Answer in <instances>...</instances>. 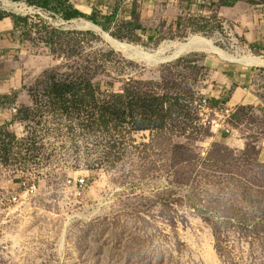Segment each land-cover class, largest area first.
<instances>
[{
  "label": "rangeland",
  "instance_id": "rangeland-1",
  "mask_svg": "<svg viewBox=\"0 0 264 264\" xmlns=\"http://www.w3.org/2000/svg\"><path fill=\"white\" fill-rule=\"evenodd\" d=\"M45 1L36 3L64 18L62 0ZM225 1L264 9V0ZM157 5L161 17L151 39L138 18L125 24L99 11L59 28L43 22L17 28L22 49L0 59V80L34 82L0 95L1 116L17 102L24 113L28 96L44 97L58 83L90 84L97 97L88 99L85 115L99 107L109 112L105 125L84 131L52 116L50 106L31 112L43 141L40 166L28 170L40 189L0 239V264H264V41L246 39L218 16L213 0ZM103 32L152 58L127 56ZM193 36L237 62L206 51L173 59L174 50L162 49ZM236 68L254 74L246 84L253 105H229L234 86L215 98ZM229 107L230 132L216 131V114ZM4 172L0 184L9 178ZM80 177L88 190L75 199L65 183Z\"/></svg>",
  "mask_w": 264,
  "mask_h": 264
},
{
  "label": "built area",
  "instance_id": "built-area-1",
  "mask_svg": "<svg viewBox=\"0 0 264 264\" xmlns=\"http://www.w3.org/2000/svg\"><path fill=\"white\" fill-rule=\"evenodd\" d=\"M0 14L20 16L21 18L27 19L28 22L39 24L43 22L53 28H59L67 22L52 5H39L36 3V0H0ZM51 86L52 84L48 85L47 93L44 97H37L35 95L28 96L27 101L29 105H27V102L23 103L24 107L22 108H27L31 113L36 112L38 105H41V108L43 106H50L47 95L51 92ZM79 93L83 94L85 92L79 90ZM202 104H207V100L204 99ZM78 108L82 110V104H79ZM22 112L21 106L17 102L9 108L7 114L0 115V120H2L0 121V169L5 171L4 173H7L9 176L6 182L0 184V239L11 230L13 220L24 213L29 201L40 189V180L33 176V174H30V170L28 169L30 168L32 171H35L40 166L37 163V161H40L37 156L40 155L39 151H41V147L40 149L38 148V143L43 141V135L33 127L34 118L32 116L28 120L23 119L24 116L20 117ZM220 112L221 116L216 114L219 118L213 121L216 131L229 133V124L225 125V121L227 119L229 120L233 115L232 107L221 109ZM51 114L52 116H61V118L66 117L69 120L66 114L60 112L58 114L51 112ZM38 116L40 115L38 114ZM75 116L77 117V115ZM69 121L74 122L75 120L72 119ZM22 125H26L24 128L25 131ZM81 127H83L84 131L87 126ZM30 133L37 136L36 143L34 144L27 143L24 140ZM14 137L16 139L11 142ZM32 148L35 151H29ZM65 185L69 187L71 195L75 199H82L88 190L86 179L83 177L69 178Z\"/></svg>",
  "mask_w": 264,
  "mask_h": 264
},
{
  "label": "crops",
  "instance_id": "crops-1",
  "mask_svg": "<svg viewBox=\"0 0 264 264\" xmlns=\"http://www.w3.org/2000/svg\"><path fill=\"white\" fill-rule=\"evenodd\" d=\"M213 2L216 4L215 9L218 16L235 25L246 39L255 42L264 41V9L262 7L253 6L242 1H236L230 6H223L220 0H213ZM67 5H70L74 10L80 12L82 17L87 19L97 11L101 15H111L113 13V15H116L115 20H118L117 22L125 24L134 23L135 19L138 18L139 24L144 27L148 26L149 30L145 32L148 39L157 34V18L158 16L161 17L158 14L157 0H69ZM138 31L141 30L136 29V32ZM18 34L19 31L15 27L12 16H2L0 18V59L7 61L11 58L14 49H22ZM232 73L229 83L224 84L216 91L215 98L219 99L226 91L224 89H230L234 86L235 91L232 93L229 105H253L256 103L257 99L251 92L252 86H246V84L252 83L254 74L240 72L237 68L233 69ZM33 82L32 80L23 81L21 78L0 80V95H9L14 90L30 87ZM27 105H29L28 101Z\"/></svg>",
  "mask_w": 264,
  "mask_h": 264
},
{
  "label": "trees",
  "instance_id": "trees-1",
  "mask_svg": "<svg viewBox=\"0 0 264 264\" xmlns=\"http://www.w3.org/2000/svg\"><path fill=\"white\" fill-rule=\"evenodd\" d=\"M63 6L61 8L62 11H64L66 14L64 15V20L68 21L71 19H76L79 17H82L81 13L74 10L70 5H67L69 0H62ZM49 0H46L45 3L47 4ZM236 1H230L226 2L225 0H222L221 4L223 6H230L234 4ZM59 12V11H58ZM4 16L3 14H0V18ZM14 20L15 27L18 28L20 24H27V19L20 18L17 16H12ZM59 76L57 74H53L51 78L56 79ZM78 80H84L82 78H77ZM78 84L74 83H64V84H54L52 85L51 92L47 95L49 97V102H50V108L55 111V114L63 113L66 114L69 117V120H75L79 126H90V125H97L101 126V124H106L108 120H106L107 113L109 112L106 108L104 107H99V110H96L94 112H90L86 110V115L83 109H79L78 106L79 104H82L83 108H87V103H90L88 99L90 100H95L97 95L96 93L92 90V87L90 84H84L81 87H84L86 92L83 94L79 93V88ZM157 99L154 98V101ZM68 104L70 106L68 107ZM113 112V111H112ZM23 119L28 120L31 118V113L29 112L28 109L25 110L23 113ZM84 114V115H82ZM116 112L111 113L112 116H115ZM77 115V117L75 116ZM99 115L98 120H95V117ZM121 118V117H119ZM90 124V125H89ZM16 138H12L11 142L14 141ZM27 143L34 144L36 143L37 136L33 133H30L27 135L26 138H24ZM29 151H35V149H30ZM35 153V152H34Z\"/></svg>",
  "mask_w": 264,
  "mask_h": 264
},
{
  "label": "bare ground",
  "instance_id": "bare-ground-1",
  "mask_svg": "<svg viewBox=\"0 0 264 264\" xmlns=\"http://www.w3.org/2000/svg\"><path fill=\"white\" fill-rule=\"evenodd\" d=\"M89 27H95L97 29H99L98 31H101L100 28H98V26L95 25H91L88 24ZM104 38H106L110 44L117 49L118 51H123V49H121V47H125V51L127 56H130L131 58H136L138 60L141 61H149V59L152 58V56L146 52H144L143 50H141L140 48H134V47H128V46H122L123 44L120 43H115L112 42V39L108 34L103 33ZM163 50H174L175 51V58H178L179 56H181L184 53H188L191 51H196V52H212L215 53L217 55H220V57L223 60L226 61H235L237 62V60L234 59V57L229 56L227 53L223 52L222 50L216 48L211 42L201 38V37H195L193 36V38H191L190 40H188L186 43H180V42H169L166 43L162 46ZM172 59V60H173ZM165 61H168V59L165 60H161V62L159 63H163ZM171 61V60H170ZM242 62V61H240ZM156 63V64H159ZM243 63L246 64H260L262 63V59L261 58H246L243 60ZM154 64V65H156Z\"/></svg>",
  "mask_w": 264,
  "mask_h": 264
},
{
  "label": "water",
  "instance_id": "water-1",
  "mask_svg": "<svg viewBox=\"0 0 264 264\" xmlns=\"http://www.w3.org/2000/svg\"><path fill=\"white\" fill-rule=\"evenodd\" d=\"M102 31V30H101ZM103 33H105V32H103ZM130 57V56H129Z\"/></svg>",
  "mask_w": 264,
  "mask_h": 264
}]
</instances>
